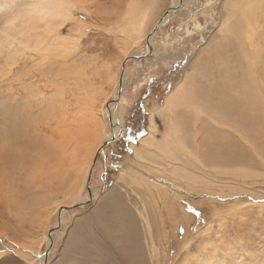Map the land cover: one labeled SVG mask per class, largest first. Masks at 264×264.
<instances>
[{
	"label": "rangeland",
	"instance_id": "374dc122",
	"mask_svg": "<svg viewBox=\"0 0 264 264\" xmlns=\"http://www.w3.org/2000/svg\"><path fill=\"white\" fill-rule=\"evenodd\" d=\"M114 1L116 7L112 8ZM225 1H181L180 9L155 29L148 43L146 34L170 10L172 0L143 6L147 13L155 11L146 18L145 31L137 27L128 32L123 31L127 15L123 0L121 3L119 0H73L76 2L73 19L67 23L54 19L60 28H57L59 37L43 27L38 29L48 36L43 42L48 55L38 64V59L41 61L38 51H18L15 59H11L3 45L5 36L6 42L8 33L25 23L29 0H13L0 9V151L3 152L0 261L4 260L5 264H40V261L41 264H264V163L222 165L219 171L225 168V173L217 175L218 178L208 175L205 182L199 179L191 182L192 178L181 180L186 193L176 194L171 188L166 190L161 186H158L160 190L148 191L144 183L138 184L143 199L137 195V200H140L139 208L146 212L150 238L139 228L138 220L129 219L122 208L113 211L104 205L95 214L91 213L98 198L113 183L128 178L131 168L121 163L135 161L134 146L139 145V139L147 132L151 111L156 126L164 133L165 121L157 115L159 106L173 89L179 90L194 77L196 85L191 91L195 98L204 101L209 91L203 83L204 77L210 78L213 73L221 78L228 68L233 69L232 57L227 53L233 49L232 45L228 50H221L229 40L227 34L219 31L225 20L221 15ZM13 16V22L8 23ZM218 55L219 59L215 60ZM130 56L135 58L123 63ZM220 62L226 68L218 71ZM14 89L18 90L17 101H28L32 112L52 101L48 116L36 123L34 133L38 137L62 140L72 128L73 131L82 129L87 137L92 136V142L97 132L101 135L98 143L92 144L95 160L92 158L90 166L94 162L93 170L88 169L84 179L80 176L75 181V168L70 166L74 160L69 154L73 157L74 149L79 146L73 140L67 141L69 166L64 168L66 175L58 182L46 180L44 185L47 168L39 159L33 164H24L15 175L6 173L8 168L3 161L9 148L1 136L9 125L2 115L13 104ZM221 89L223 97L226 90L232 92L230 88ZM40 101L42 104L38 105ZM118 102L122 103L120 107ZM107 107L111 108L110 113L114 114L122 133L105 144L110 139L105 135V124L112 117L106 114ZM177 112L179 118L183 112L180 108ZM70 118L73 120L68 122ZM241 135L238 142L250 148L255 158L264 160V134L244 132ZM248 135L253 138L246 140ZM141 162L137 164L147 166L148 161ZM153 168L156 177L177 178L176 174L164 172L162 167ZM198 171L203 174L202 170ZM131 174L141 182L140 173L132 170ZM89 185L97 189L85 198ZM47 186L51 189L44 190ZM116 195L115 191V199ZM141 201H144L142 205ZM113 212L110 220L105 219L107 213ZM123 235L133 241L123 239ZM47 237L51 239L49 244ZM148 249H152L151 253Z\"/></svg>",
	"mask_w": 264,
	"mask_h": 264
},
{
	"label": "bare ground",
	"instance_id": "6f19581e",
	"mask_svg": "<svg viewBox=\"0 0 264 264\" xmlns=\"http://www.w3.org/2000/svg\"><path fill=\"white\" fill-rule=\"evenodd\" d=\"M159 1L161 2L162 0H123L127 5V13H125L127 15L125 24L123 25V31L128 32L137 27H141L145 31L146 18L150 16V14H154L155 11L153 13L152 11L147 13L143 6H156ZM178 1L179 0H172L170 10L175 7L176 9H180ZM10 2H13V0H1L0 9L5 7L6 4L9 5ZM121 2L122 0H119L118 3ZM26 7L25 12L27 14V19L25 23L22 22L18 24L14 30H11L8 33L10 35L8 36V40L5 42L6 36L3 39V45L5 49L8 50V55L11 59H15V53L18 51L23 52L26 49L31 52L38 51L37 56L39 57L40 55L39 58L41 59V61L38 59V64V62H43L42 59L48 55V50L43 44L48 36L46 37L45 34L42 35L43 32L39 33L38 29L43 27L46 32H54L53 35L59 37L60 28L57 26L54 19L59 18L61 23H67V20L73 19L76 2H73V0H29ZM113 7H116L115 1L112 4V8ZM221 7V15L225 20L219 26V31L224 32L223 35L227 34V37H225L229 39L228 43L222 46L221 50H228L229 46L232 45L233 49L230 50V52H228V50L227 53L232 57L231 65L233 69L228 68L226 72L222 73L221 78L219 75L213 73L210 78L204 77L205 81H203V83H206V88L209 90L204 96V101L200 98H195L196 95L191 91L196 85L193 83V81H196L194 77H191L179 90L173 89V91L165 97L162 105L159 106V115H157L165 121L164 133L156 126L154 113L151 111L148 117L147 132L139 139V145L134 146L133 157L135 161L128 160L121 163L122 165H129L131 168L128 178L113 183L111 187L98 198L97 204L92 208V214H95V211L104 205L110 207L113 211L122 208L124 212L128 213L127 217L129 219L136 218L138 220L139 228L149 237L146 212L143 211V208L142 210L139 208V202L143 197L140 192L141 187H139L140 185L138 184L144 183L148 191H152V188L159 189L158 186H161L166 190L171 188L174 193L180 194L182 191L183 193L187 192L184 190L181 180L187 181V179L192 178V180L190 179L191 182L198 179L200 182H205L207 179L206 176L208 175L218 178L219 176L217 175L224 174L225 168L219 171V167L222 165H224V167L234 166L242 162L259 166L261 163H264V160L261 161L250 154V148L238 142L239 138H242L241 134L244 132L264 134V0H226ZM170 10H168L165 15L163 14L161 16L157 22L158 27L161 26L160 24L164 21L170 19L172 16ZM13 20L14 16L7 22L12 23ZM57 28L59 29L57 30ZM147 31L148 30H146V32ZM150 33L151 30L146 34L149 38L148 43L151 41L152 37V33ZM52 51L51 49V52ZM141 53L142 52H139L138 54ZM219 57V55L215 56V60L217 58L219 59ZM37 58H35V60ZM33 66L36 67L35 65H32V67ZM209 68H211V66ZM225 68L226 64L223 62L218 71L224 70ZM34 70L37 71L38 68L37 70L34 68ZM24 75H26V73H24ZM123 77L125 76L123 75ZM119 83L121 84V79ZM200 83L203 84L202 81ZM221 87H225V89L230 88L232 92L226 90L227 94L223 97L221 95L223 92ZM17 91L16 89L13 90V104L10 107H6L7 114L2 115V119L6 120L7 125H9V128L2 132L4 134L1 136V139H5L9 148L7 159L3 161L6 164L5 167L8 168L6 173L8 175L11 173L10 176L15 175L24 164H33L36 159H39V161H43L44 166L47 168L44 171L47 173H44L46 177L44 185L47 183L46 180L48 183L49 181L58 182L62 180L63 174L66 175L64 168L69 166V162H67L66 159V153H68V140H73L74 144L79 143V146H77L78 148L74 145L76 149H74L75 154H72L73 157L69 154V158H72V161L74 160V162H70V164H72L70 166L73 167V169L75 168L76 173H79L77 175L74 172L75 181L78 180L80 176L83 178L88 169L92 171L94 165L93 162L92 166H90L94 159V146L92 144H97L101 135L99 134L98 136L97 132L93 138L95 140L93 143L92 136L87 137L84 132H81L82 129H80V131L79 129H74L73 131L72 128L69 130L71 133L68 132V134H66L67 138L61 135L65 138L62 140L38 137L34 133L36 123L48 116L49 108L53 107L51 104L52 101L43 105H41L42 102L40 101L37 104L41 106L36 112H32L28 108V106H30L28 101H17L19 96ZM121 104V102H118L117 106L120 107ZM105 105H107V103ZM110 106L111 105L108 107ZM108 107L105 109L106 114H111L112 117L108 119L104 130L106 131V137H110L108 141L111 142L113 141L112 137L121 135L122 128L116 125L114 114L110 113L111 108ZM179 108L183 114L177 118V110ZM185 108H187V110ZM51 110L52 109H50V111ZM67 117H69V115ZM71 120H73V118H70L68 122H71ZM62 122L64 123V121ZM115 125L117 127H115ZM69 128L67 127V129ZM63 131L65 134L64 128ZM252 138L251 135H248L246 140ZM89 141H91V144ZM72 145L73 143L71 146ZM31 151L38 152L37 154H30ZM98 151L100 152L101 149ZM2 155L3 152L0 151V158ZM140 159L143 163L148 161L147 166L138 165L137 163L141 162ZM69 161H71V159ZM88 166L90 167L88 168ZM154 166L158 167V170L162 167L164 172L170 173L171 175L176 174L177 178L171 177L168 179L162 174V177H159L160 175L156 177L153 174V169H155L153 168ZM132 170L141 174L139 177L141 182L136 180V177L131 174ZM198 170H202L203 174H199ZM125 172L122 171V173ZM67 175H69V173ZM90 176L91 173L89 174V177ZM80 185L83 186V183L81 182ZM50 186L44 187V190L51 189L52 186ZM55 188H57V186ZM121 188L123 190H120ZM52 189L54 190V188ZM96 189L97 188L91 187L90 185L87 186L85 198L94 193ZM115 191L117 192L116 199L114 197ZM133 195L135 196L134 198L131 197ZM137 195H139L140 200H137ZM143 202L144 201H141V205ZM16 207L17 209L20 208L19 205ZM113 215L114 212L110 214L107 213L105 219L110 220ZM58 222L60 223V218ZM124 225L132 226L131 223H124ZM48 238L49 237H47V242L49 244L51 239L49 240ZM123 239H127L130 242L133 241V238H129L126 235H123ZM150 250L152 251V249H148V252L151 253ZM0 264H5L4 260H1Z\"/></svg>",
	"mask_w": 264,
	"mask_h": 264
},
{
	"label": "water",
	"instance_id": "95a60500",
	"mask_svg": "<svg viewBox=\"0 0 264 264\" xmlns=\"http://www.w3.org/2000/svg\"><path fill=\"white\" fill-rule=\"evenodd\" d=\"M181 3V0H179L178 1V5ZM178 9V8H177ZM176 7L175 8H171V13L173 14L176 10ZM158 27V23L155 25V27L154 28H152V30H151V33H153L154 31H155V29ZM133 58H135V56H130V57H128L127 59H125L124 60V62L123 63H125L127 60H129V59H133ZM122 69H123V66H122ZM120 135H117V136H114V137H112L113 138V140H115L117 137H119ZM107 143H110V141H107L105 144H107ZM104 145V144H103ZM102 145V146H103ZM99 152V151H98ZM89 179H90V177H88V181H89ZM82 205V204H81ZM77 206H80V204L79 205H77ZM47 254V253H46Z\"/></svg>",
	"mask_w": 264,
	"mask_h": 264
},
{
	"label": "snow or ice",
	"instance_id": "6c2138e0",
	"mask_svg": "<svg viewBox=\"0 0 264 264\" xmlns=\"http://www.w3.org/2000/svg\"><path fill=\"white\" fill-rule=\"evenodd\" d=\"M198 215H202V213L198 214Z\"/></svg>",
	"mask_w": 264,
	"mask_h": 264
}]
</instances>
